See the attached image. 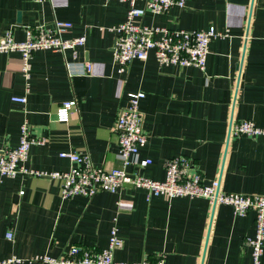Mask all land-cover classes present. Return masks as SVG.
I'll list each match as a JSON object with an SVG mask.
<instances>
[{"label": "crops", "instance_id": "obj_1", "mask_svg": "<svg viewBox=\"0 0 264 264\" xmlns=\"http://www.w3.org/2000/svg\"><path fill=\"white\" fill-rule=\"evenodd\" d=\"M127 9L120 0H0V34L11 28L22 41L26 27L51 28L59 19L72 23L64 37L86 38L76 58L70 50L34 51L28 75L19 52H0V149L17 145L27 123L30 136L43 140L30 146L27 168L68 170L73 163L61 151L87 154L98 167H120L116 112L128 93L143 91L147 140L137 158L151 159L141 170L145 176L163 179L166 159L184 155L192 171L204 181L219 179L224 191L264 194V135L229 134L243 119L264 128V0H186L183 8L144 14L148 25L223 32L211 39L204 70L159 65L150 54L119 72L113 27ZM15 95L26 102L13 101ZM68 100L76 106L68 121H58L57 108ZM113 225L123 241L114 251L119 261L252 264L245 238L255 231L253 210L236 215L200 197L148 198L131 186L63 198L60 181L47 174L0 175V261L15 256V264H48L34 257L57 256L71 245L99 250Z\"/></svg>", "mask_w": 264, "mask_h": 264}, {"label": "built area", "instance_id": "obj_2", "mask_svg": "<svg viewBox=\"0 0 264 264\" xmlns=\"http://www.w3.org/2000/svg\"><path fill=\"white\" fill-rule=\"evenodd\" d=\"M44 2L47 0H33ZM128 4L125 19L115 25V41L113 58L119 72H124L128 64L134 60H145L152 54L159 65H177L180 67H197L204 70L209 52V43L215 37H221L223 32L214 26L206 29L168 28L161 25H148L141 21L146 12L164 13L173 6L183 8L186 0H120ZM138 1L142 5L137 4ZM72 23L55 19L51 28L44 25L25 28V38L17 41L13 30L7 29L0 34V52L17 51L21 55V70L28 75L29 59L36 50H54L65 52L70 50L74 58L77 48L85 43V36L64 37ZM69 65V64H68ZM85 71L91 70V64L85 62ZM143 91L128 93L126 105H121L116 112L113 129L118 135V158L120 167L106 169L93 165L89 156L77 151H61V157L68 158L73 164L68 170L51 172L38 171L24 166L32 144L42 143V139L31 137L27 123L20 126V136L17 145L0 149V175L14 177L17 174L28 175L47 174L52 179L60 181V194L63 198L74 195L93 196L98 191L116 192L121 187L131 186L144 189L147 197L163 196L205 198L212 205L224 204L232 208L236 215H245L248 211L255 212V231L245 238V243L251 249L252 264H260L264 243V194H245L228 192L220 188L217 178L204 181L200 173L191 170L192 162L184 155H176L166 159L163 179H152L145 176L141 170L151 163L150 158L138 159L140 147L147 140L143 129V113L140 100ZM13 101L25 103V95H15ZM76 106L75 100L64 101L57 108V120L68 121L69 110ZM229 134L234 137L264 135V128L259 127L250 119L234 122ZM21 193V191H20ZM10 235V233H8ZM123 245L115 225L110 229L108 245L99 250L80 248L71 245L57 256L37 255L35 261L48 264H167L163 259L149 261L143 258L139 261H119L114 257V251ZM20 259L12 256L0 261V264H15Z\"/></svg>", "mask_w": 264, "mask_h": 264}, {"label": "water", "instance_id": "obj_3", "mask_svg": "<svg viewBox=\"0 0 264 264\" xmlns=\"http://www.w3.org/2000/svg\"><path fill=\"white\" fill-rule=\"evenodd\" d=\"M241 65H242V59L239 61L238 63V69L240 70L241 69Z\"/></svg>", "mask_w": 264, "mask_h": 264}]
</instances>
